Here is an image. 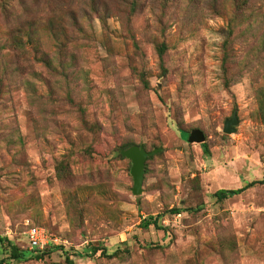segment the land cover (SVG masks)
Masks as SVG:
<instances>
[{"label":"rangeland","instance_id":"1","mask_svg":"<svg viewBox=\"0 0 264 264\" xmlns=\"http://www.w3.org/2000/svg\"><path fill=\"white\" fill-rule=\"evenodd\" d=\"M261 92L264 0H0V264H264V184L215 196L264 181ZM130 145L162 149L139 196Z\"/></svg>","mask_w":264,"mask_h":264},{"label":"trees","instance_id":"2","mask_svg":"<svg viewBox=\"0 0 264 264\" xmlns=\"http://www.w3.org/2000/svg\"><path fill=\"white\" fill-rule=\"evenodd\" d=\"M163 51H164V47H162V49H160V53L159 54L162 55ZM225 59H226V56H225L224 61H223L224 69H225V65H226ZM143 84H144V86L146 88L149 87V83H147L146 81H143ZM260 97L262 98V102H263V105H264V92L260 93ZM132 146H134V145H130V146L124 148V150H126V149H128V148H130ZM203 148H204V152L206 154L209 153L208 148H207L206 145H203ZM151 158H149L147 160V162L149 160H151ZM258 184H264V181L251 182V183H248V184L244 185L240 189L219 190V191H217L215 193V196H216L218 201H224V200H227L229 198H233L235 196H238V195L242 194L243 192L247 191L248 189L255 187ZM172 213L176 214V213H178V211L177 210H173ZM157 221H158V219H155L153 217H149L148 219H145L142 222L141 227L143 229H149L151 226H154L156 229H161L162 227H160L158 225ZM31 226H35V225H31ZM4 241H6V240L0 238V244H2ZM9 246L11 247V258L16 260L17 262L28 261L31 258H34V257H30L27 251H22V250L18 249L17 247H15L10 242H9ZM53 251H67V249H65L64 247L51 246V247L47 248L44 252H38V251H33V252H35L37 254V256L35 257L36 260H42L47 254H49L50 252H53ZM98 252H101L102 254H105L108 257H116V256H118L121 253V251L117 250L112 255H107L105 249H100L99 247L91 246V247H88L87 249H85L84 253L82 255H79V256L80 257H85V258H93V257H95L98 254ZM67 261L70 262V257H69L68 254H67Z\"/></svg>","mask_w":264,"mask_h":264},{"label":"water","instance_id":"3","mask_svg":"<svg viewBox=\"0 0 264 264\" xmlns=\"http://www.w3.org/2000/svg\"><path fill=\"white\" fill-rule=\"evenodd\" d=\"M238 125V118L236 113L224 123L223 132L225 134H232L235 132V126ZM206 141V136L203 131L196 129L193 130L188 136V143H198L204 144ZM162 149L157 148L153 151H146L143 146H132L126 150L120 149V154L122 157L128 159L131 162L130 175L133 179L132 194L134 196H139L143 191V183L146 171L147 160L158 153Z\"/></svg>","mask_w":264,"mask_h":264},{"label":"built area","instance_id":"4","mask_svg":"<svg viewBox=\"0 0 264 264\" xmlns=\"http://www.w3.org/2000/svg\"><path fill=\"white\" fill-rule=\"evenodd\" d=\"M30 251L44 252L51 246L64 247L67 249L69 243L59 237L51 235L45 228L31 226L26 223V231L24 233Z\"/></svg>","mask_w":264,"mask_h":264}]
</instances>
